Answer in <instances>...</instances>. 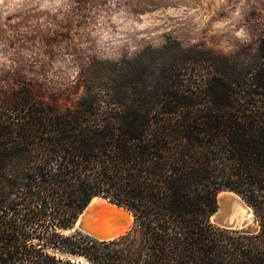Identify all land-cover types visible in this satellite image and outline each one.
<instances>
[{
	"label": "trees",
	"instance_id": "obj_1",
	"mask_svg": "<svg viewBox=\"0 0 264 264\" xmlns=\"http://www.w3.org/2000/svg\"><path fill=\"white\" fill-rule=\"evenodd\" d=\"M252 58L209 53L193 88L165 65L132 103L86 89L62 109L17 90L0 107V264H264V31ZM223 189L257 230L212 222ZM95 196L134 228L66 233Z\"/></svg>",
	"mask_w": 264,
	"mask_h": 264
},
{
	"label": "rangeland",
	"instance_id": "obj_2",
	"mask_svg": "<svg viewBox=\"0 0 264 264\" xmlns=\"http://www.w3.org/2000/svg\"><path fill=\"white\" fill-rule=\"evenodd\" d=\"M263 31L264 0H0V107L22 87L62 109L86 89L132 103L165 65L204 87L209 53L247 65Z\"/></svg>",
	"mask_w": 264,
	"mask_h": 264
},
{
	"label": "water",
	"instance_id": "obj_3",
	"mask_svg": "<svg viewBox=\"0 0 264 264\" xmlns=\"http://www.w3.org/2000/svg\"><path fill=\"white\" fill-rule=\"evenodd\" d=\"M95 199L97 201H94ZM102 200L126 209L123 206L111 202L105 197L95 196L79 215L74 225L71 228L66 229L65 232L69 233L81 231L99 240H110L101 236L104 231H102L100 225L95 220V213L100 210L101 204L103 203ZM238 207H242L246 212L245 217L242 219H239L238 216H235V211ZM211 220L225 228L243 229L249 226L250 222L254 220V213L252 208L247 204L240 194L233 190L227 189L219 193L218 209L212 215Z\"/></svg>",
	"mask_w": 264,
	"mask_h": 264
},
{
	"label": "bare ground",
	"instance_id": "obj_4",
	"mask_svg": "<svg viewBox=\"0 0 264 264\" xmlns=\"http://www.w3.org/2000/svg\"><path fill=\"white\" fill-rule=\"evenodd\" d=\"M94 201L97 200L95 199ZM102 202L100 210L95 213V220L100 225L102 231H104L101 236L111 239L123 235L132 220V213L104 200ZM235 212V216H238L239 219L244 218L246 215L242 207H238ZM115 219H119L121 222H114L113 220Z\"/></svg>",
	"mask_w": 264,
	"mask_h": 264
}]
</instances>
